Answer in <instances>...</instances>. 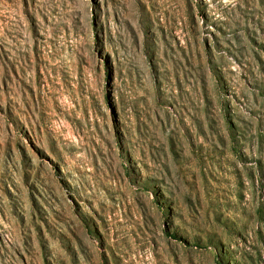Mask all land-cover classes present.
Wrapping results in <instances>:
<instances>
[{
	"label": "rangeland",
	"instance_id": "374dc122",
	"mask_svg": "<svg viewBox=\"0 0 264 264\" xmlns=\"http://www.w3.org/2000/svg\"><path fill=\"white\" fill-rule=\"evenodd\" d=\"M0 264H264V0H0Z\"/></svg>",
	"mask_w": 264,
	"mask_h": 264
}]
</instances>
